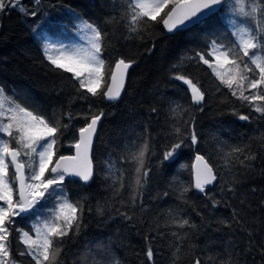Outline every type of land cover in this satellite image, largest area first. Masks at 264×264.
Wrapping results in <instances>:
<instances>
[{
  "label": "trees",
  "instance_id": "16d2710c",
  "mask_svg": "<svg viewBox=\"0 0 264 264\" xmlns=\"http://www.w3.org/2000/svg\"><path fill=\"white\" fill-rule=\"evenodd\" d=\"M21 4L28 13L35 11L36 15L12 8L0 16V87L5 95L30 109L35 107L45 118L70 125L67 130L61 129L57 157L73 154L70 145L78 138L77 130L86 123L78 113H103L92 152L93 179L87 184L67 178L64 182L68 197L73 202L79 200L84 212L79 232L70 233L63 241L61 264H93V260L100 257L117 260L120 264H153L145 255L149 246L154 251V264H171L176 243L172 232L188 233L180 242L178 264H192L195 257L201 258L202 264H211L209 256L215 257L219 264L229 258V253L237 264H264V119L241 106L196 57L197 52L206 51L211 40L232 39L224 21L226 9L204 23L174 34H168L160 22L150 26L143 38L125 39L128 33L122 25L104 23L107 17L122 12L121 0H116L114 7L112 0H41L39 5L34 0H21ZM66 7L77 13L80 20L102 25L108 32L103 54L108 68L121 57L135 61L118 102L90 94L88 99H81L74 87L76 82L69 79L72 74L55 69L45 59L40 40L42 25H51V15L65 13ZM177 72L198 82L205 93L203 111L192 104L188 86L173 78ZM177 104L188 109L181 120L195 117L199 142L192 145L185 140L174 158L164 161L163 152L172 142L167 134L175 119L170 109ZM153 108L157 111L152 112ZM233 108L239 114L249 115L250 119L240 120L238 115L232 114ZM67 113L76 118L69 121ZM145 131L150 134L153 147L148 161L152 171L133 207L128 203L131 189L127 187L131 165L128 162L118 165L129 171L125 173L126 187L119 195H114L113 187L109 186L111 179H105L104 162L110 156L112 159L121 156L125 145L139 144ZM221 144L248 145L256 159L245 162L251 164L250 168L236 162L228 172L217 158ZM197 154L209 160L218 178L213 187L205 190L206 194L192 188L185 202L178 198L177 187L193 185L192 162ZM233 178L235 193L228 191ZM211 197L219 201L215 207H212ZM55 204V199L45 203L42 200L34 212L37 215L51 213ZM233 209L237 211L239 224L232 220ZM170 212L189 219L196 228L165 226ZM121 213L133 218L127 220ZM34 218L32 213L14 218L11 249L13 256L23 264H29L30 257L18 256L23 245L15 229L30 231L27 224ZM221 220L231 222V227L221 224Z\"/></svg>",
  "mask_w": 264,
  "mask_h": 264
},
{
  "label": "snow or ice",
  "instance_id": "6c2138e0",
  "mask_svg": "<svg viewBox=\"0 0 264 264\" xmlns=\"http://www.w3.org/2000/svg\"><path fill=\"white\" fill-rule=\"evenodd\" d=\"M39 5L41 0H34ZM116 0H112L113 7ZM122 12L116 16H109L105 24L123 26L128 35L125 39L143 38L145 31L155 23L162 22L169 33L180 27L204 23L212 17L216 10L226 9L232 17L230 21L231 40L225 42L222 38L211 40L206 51L197 52L198 62L207 65L211 74L226 87L231 96L240 101L241 106L250 108L264 119V0H121ZM17 8L25 14L36 15L33 11L28 13L21 5V0H0V16L7 10ZM167 9V11H165ZM163 13V16H161ZM159 18V20H158ZM254 25V27H253ZM81 30L88 35L87 48L68 50L55 45L45 46L44 57L55 69L71 73L69 79L76 83L74 87L80 93L81 99L101 97L108 101L120 98L124 88L128 70L135 61H126L119 58L114 68H108L103 59L108 32L102 25L81 20ZM55 52V55L52 52ZM177 68L176 65H173ZM182 81L191 92L192 104L199 106L203 111L205 93L198 86V82L177 72L173 76ZM111 81L110 83L108 81ZM81 90H84L81 92ZM219 91V86L217 87ZM91 109V105H89ZM152 112L157 110L153 108ZM188 109L176 105L170 109L175 118L171 121L168 136L172 142L163 152V160L174 158L177 151L189 140L197 145L199 136L196 131L195 117L188 120L180 117ZM232 114L238 115L242 121H248L249 115L239 114L235 108ZM69 121L75 119L71 113L66 114ZM83 116L86 123L80 127L78 138L70 146L75 148V155H59L57 157V144L61 129L67 130L70 125L62 124L59 120L45 118L38 113L35 107L29 108L5 95L0 87V133L8 139L0 138V264H23L12 254L10 236L12 235L15 217L27 214L42 200L55 199L56 204L50 216L40 223L31 225L30 231L16 228L19 243L23 250L18 252L19 257H30L29 264H61L60 255L63 251V241L69 234H76L80 230L83 218V204L77 200L73 202L67 195L64 182L66 177H78L87 184L93 179V162L90 156L93 138L97 133V126L103 113H78ZM139 144L125 145L123 154L116 159L111 156L105 163V179H111L114 195H119L121 189L126 187L125 173L129 169L118 165L128 162L131 165V176L127 187L131 189L128 203L136 206L137 197L142 195L145 185L149 181L152 169L148 161L153 154L150 134L145 131ZM220 143V142H218ZM243 156L241 160L240 157ZM55 157V160H54ZM217 158L222 167L231 172L235 163L250 168V163L256 159L248 145L227 146L220 145ZM196 178L191 186L179 185L177 191L179 199L187 202L188 192L194 188L205 193V186L217 180V171L204 155L195 157ZM50 165H54L51 166ZM227 184L228 181H225ZM235 178L228 186V191L235 193ZM206 194V193H205ZM168 195L167 192L164 193ZM212 200V207L219 201ZM121 203H124L122 200ZM243 204L244 202L241 201ZM98 211L102 209L98 207ZM121 215L131 220L133 217L127 213ZM233 222L239 224L237 211L233 209ZM221 224L231 227V222L221 220ZM165 226H175L178 229L196 228L189 219L179 217L178 213H169ZM34 233V235L32 234ZM187 232L183 234L172 232L176 238L175 250L172 252L171 264H178L181 260V246ZM251 236V232L248 233ZM148 240V237H145ZM251 244L252 241H249ZM173 247L172 244L169 245ZM264 254V249H262ZM146 258L154 264V251L151 246L147 248ZM211 264H216L215 257L209 256ZM93 264H120L114 259L100 257L93 260ZM192 264H202L199 257H195ZM219 264H237L229 258Z\"/></svg>",
  "mask_w": 264,
  "mask_h": 264
},
{
  "label": "rangeland",
  "instance_id": "374dc122",
  "mask_svg": "<svg viewBox=\"0 0 264 264\" xmlns=\"http://www.w3.org/2000/svg\"><path fill=\"white\" fill-rule=\"evenodd\" d=\"M65 11L66 12L62 14L56 13L54 15H51L52 17L51 25L50 24L42 25L43 28L41 29L40 32L42 33V36L40 37V40L42 42L43 49L45 46L48 45H55L56 48L63 47L68 50H73L77 48H87L88 35L85 31L81 30V20L79 19V15L68 7H66ZM232 19H238V18L232 17L231 14L228 13L226 10L224 15V21L229 30H230V21ZM52 54L55 55V52L53 51ZM0 138L8 139V137L2 133H0ZM39 204H37L34 209H36ZM34 209L30 210V212L28 213V215H30L31 213L32 215H35L34 218L35 220L27 224V226L30 229H31V225L40 223L50 216V213L44 215H40V214L37 215L35 214ZM32 234L34 235V233Z\"/></svg>",
  "mask_w": 264,
  "mask_h": 264
},
{
  "label": "water",
  "instance_id": "95a60500",
  "mask_svg": "<svg viewBox=\"0 0 264 264\" xmlns=\"http://www.w3.org/2000/svg\"><path fill=\"white\" fill-rule=\"evenodd\" d=\"M220 10H221V9L218 8V9L216 10V13L219 12ZM216 13H215V14H216ZM162 26H163L164 30H165L168 34H174V33L178 32V31L186 30V29H188V28L193 27V25H189V26L186 27V28H185V27H180L178 30L169 33V32L167 31V29L164 27L163 23H162ZM132 66H133V65H132ZM113 68H114V67H113ZM131 68H132V67L129 68V70H128V74H129ZM128 74H127V76H126V78H125L124 88H123V90L121 91L120 98H119L118 100H116V101H110V102H118L119 100H121V98H122V96H123V94H124V92H125L126 86H127ZM110 82H111V81L109 80V83H110ZM100 122H101V120H100ZM100 122L98 123V126H97V133H96V136L93 138V145H92V150H91V153H90L91 159H92V152H93L94 144H95L96 139H97V136H98V131H99ZM75 152H76V150H75V148H74L73 155H75ZM195 165H196V160L194 159V161H193V165H192L193 184H194V182H195V178H196V168L194 167ZM93 170H94V167H93ZM66 178H68V177H66ZM68 179L79 180L78 177H75V178H68ZM79 181H80V180H79ZM81 182H83V181H81ZM215 182H216V181H215ZM215 182H213V183L210 184V185H206V186H205V190L208 189V188L213 187V185L215 184ZM83 183H84V182H83ZM194 191L197 192V193H199V194H204V193H200V192H198V190H196V189H194Z\"/></svg>",
  "mask_w": 264,
  "mask_h": 264
},
{
  "label": "bare ground",
  "instance_id": "6f19581e",
  "mask_svg": "<svg viewBox=\"0 0 264 264\" xmlns=\"http://www.w3.org/2000/svg\"><path fill=\"white\" fill-rule=\"evenodd\" d=\"M114 65H115V64H114ZM114 65H113V67H114ZM113 67H112V68H113ZM195 157H196V156H195ZM193 161H194V160H193ZM192 165H193V162H192ZM192 179H193V177H192Z\"/></svg>",
  "mask_w": 264,
  "mask_h": 264
}]
</instances>
